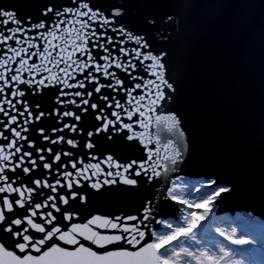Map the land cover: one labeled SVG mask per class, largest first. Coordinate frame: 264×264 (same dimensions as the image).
I'll return each instance as SVG.
<instances>
[{
	"label": "snow or ice",
	"instance_id": "snow-or-ice-1",
	"mask_svg": "<svg viewBox=\"0 0 264 264\" xmlns=\"http://www.w3.org/2000/svg\"><path fill=\"white\" fill-rule=\"evenodd\" d=\"M124 15L123 3L95 0L47 4L36 22L0 8V264H264L254 218L242 221L251 236L214 219L201 228L232 188L178 175L185 133L174 113H157L176 93L165 54L148 51ZM46 89L48 110L24 99ZM49 118L56 126L36 127ZM162 122L169 138L153 151L147 129ZM115 138L138 142L146 158L97 156L98 140ZM141 185L156 194L136 214L85 215L94 195ZM165 204L173 219L161 218Z\"/></svg>",
	"mask_w": 264,
	"mask_h": 264
},
{
	"label": "water",
	"instance_id": "water-1",
	"mask_svg": "<svg viewBox=\"0 0 264 264\" xmlns=\"http://www.w3.org/2000/svg\"><path fill=\"white\" fill-rule=\"evenodd\" d=\"M95 2L103 8L123 3L122 23L146 38L152 54H165L166 76L175 85L176 93L170 94L157 113H174L185 133L186 159L178 175L215 179L232 188L230 194H222L209 219L218 212L247 211L264 220V0ZM67 3L68 0H0V8L15 9L21 18L30 17L36 22L45 5ZM44 92L47 95L42 99L28 95L24 99L48 110L55 89ZM93 124L89 117V130ZM54 126L52 118L36 125L45 129ZM147 132L152 137L149 147L153 151L157 137L162 141L169 138L163 122ZM94 151L101 159L111 154L120 162L146 158V150L138 142L118 138L98 140ZM80 158L98 163L86 156ZM157 183L164 187L163 181ZM154 194L156 189L146 185L135 190L110 189L89 200L85 215L136 214L145 198ZM171 211L167 204L162 206L161 218L173 219Z\"/></svg>",
	"mask_w": 264,
	"mask_h": 264
},
{
	"label": "bare ground",
	"instance_id": "bare-ground-1",
	"mask_svg": "<svg viewBox=\"0 0 264 264\" xmlns=\"http://www.w3.org/2000/svg\"><path fill=\"white\" fill-rule=\"evenodd\" d=\"M187 179L190 181H200L198 179H189V178H187ZM201 181H203V180H201ZM220 185H224V184H220ZM224 186H226V185H224ZM219 200H220V198H218V201ZM199 211H202V209H199ZM225 215H226L225 213H219V212L214 214V216L209 221H207L205 224H203V223L201 224V228H203L205 225L209 224V222L214 219L215 221L220 223L221 227H226V228L235 227L237 230V233L239 235H245V236H251L252 235L251 232H248L246 230L244 224L242 223V221L245 219L253 218L252 216H250V214H247L244 211H242V212L239 211L238 213H235L234 215H229V216H225ZM165 219H170V218H165ZM254 219H255L256 223H258L257 219L256 218H254ZM257 228L259 230H264V223L261 222V224H258Z\"/></svg>",
	"mask_w": 264,
	"mask_h": 264
},
{
	"label": "rangeland",
	"instance_id": "rangeland-1",
	"mask_svg": "<svg viewBox=\"0 0 264 264\" xmlns=\"http://www.w3.org/2000/svg\"><path fill=\"white\" fill-rule=\"evenodd\" d=\"M204 180V179H203ZM221 199V198H220ZM220 201V200H219ZM197 211H199V209H197ZM225 216H229V215H225ZM210 220V219H209ZM207 220V221H209ZM207 221H203L202 223L205 224Z\"/></svg>",
	"mask_w": 264,
	"mask_h": 264
}]
</instances>
